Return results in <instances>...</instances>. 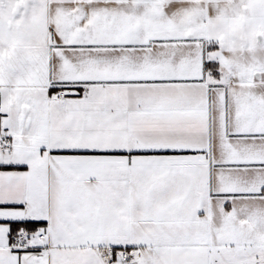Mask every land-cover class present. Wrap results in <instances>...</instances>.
<instances>
[{"label":"snow or ice","instance_id":"snow-or-ice-1","mask_svg":"<svg viewBox=\"0 0 264 264\" xmlns=\"http://www.w3.org/2000/svg\"><path fill=\"white\" fill-rule=\"evenodd\" d=\"M0 264H264V0H0Z\"/></svg>","mask_w":264,"mask_h":264}]
</instances>
